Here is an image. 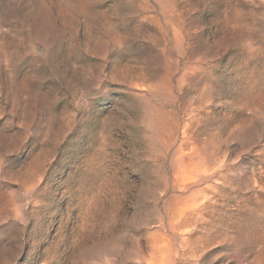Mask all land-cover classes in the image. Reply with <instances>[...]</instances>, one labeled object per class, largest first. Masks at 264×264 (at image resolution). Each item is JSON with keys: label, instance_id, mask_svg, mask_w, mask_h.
Returning <instances> with one entry per match:
<instances>
[{"label": "rangeland", "instance_id": "obj_1", "mask_svg": "<svg viewBox=\"0 0 264 264\" xmlns=\"http://www.w3.org/2000/svg\"><path fill=\"white\" fill-rule=\"evenodd\" d=\"M186 65L214 83L211 153L235 166L187 256L264 264V0H0V264H135L173 173L146 116L185 120L203 86Z\"/></svg>", "mask_w": 264, "mask_h": 264}, {"label": "bare ground", "instance_id": "obj_2", "mask_svg": "<svg viewBox=\"0 0 264 264\" xmlns=\"http://www.w3.org/2000/svg\"><path fill=\"white\" fill-rule=\"evenodd\" d=\"M209 77L207 70L201 65L184 67L181 80L201 82L203 86L193 108L185 112L186 118L183 122L175 124L171 116L156 103L151 105L150 113L146 116V124L151 131L150 146L154 151L170 157L173 173L164 181L163 211L160 220L152 227L153 231L144 238L143 243H138L129 253V256L135 259V264H193V254L187 256L190 250L193 252V234L204 226L208 227L209 233L216 220L215 214L218 219L223 214L226 202L224 203V199L219 195V190L228 182L230 169H235V166L227 159L215 158L211 153L212 141L209 138L208 126L213 114L215 94L214 83ZM150 94L155 96L154 91ZM168 96L172 97L171 91ZM240 130L239 128L236 132L239 134ZM222 223L224 224V221ZM78 237L80 238V235ZM96 244L98 246V243ZM97 251V248L92 251L85 247L75 264H109L106 258H103L104 262H93L98 259Z\"/></svg>", "mask_w": 264, "mask_h": 264}]
</instances>
